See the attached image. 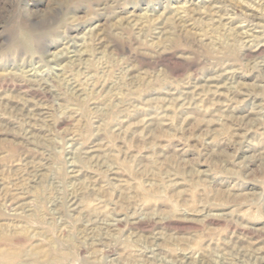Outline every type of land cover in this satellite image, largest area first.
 Returning <instances> with one entry per match:
<instances>
[{"label": "rangeland", "instance_id": "1", "mask_svg": "<svg viewBox=\"0 0 264 264\" xmlns=\"http://www.w3.org/2000/svg\"><path fill=\"white\" fill-rule=\"evenodd\" d=\"M263 252L264 0H0V264Z\"/></svg>", "mask_w": 264, "mask_h": 264}, {"label": "clouds", "instance_id": "2", "mask_svg": "<svg viewBox=\"0 0 264 264\" xmlns=\"http://www.w3.org/2000/svg\"><path fill=\"white\" fill-rule=\"evenodd\" d=\"M58 27V24L52 23L38 26L33 36V43L39 45L43 42H48L51 39H55V33Z\"/></svg>", "mask_w": 264, "mask_h": 264}, {"label": "bare ground", "instance_id": "3", "mask_svg": "<svg viewBox=\"0 0 264 264\" xmlns=\"http://www.w3.org/2000/svg\"><path fill=\"white\" fill-rule=\"evenodd\" d=\"M257 37V36H256ZM71 52H73V51H71ZM52 54V53H51ZM74 56V55H73ZM60 58V57H59ZM262 63H263V61H262ZM245 97V96H244ZM243 100V99H242ZM264 253V252H263ZM245 254V253H244ZM247 254H249V253H247ZM262 254V253H261ZM188 257V256H187ZM236 257V256H235ZM246 257V256H245ZM241 259V258H240ZM245 260V259H244ZM252 260V263L253 264H264V255H261V256H258V257H255V258H252L251 259ZM222 262V261H221ZM238 262V261H237ZM246 262V261H245ZM225 264V263H224ZM239 264V263H238Z\"/></svg>", "mask_w": 264, "mask_h": 264}]
</instances>
